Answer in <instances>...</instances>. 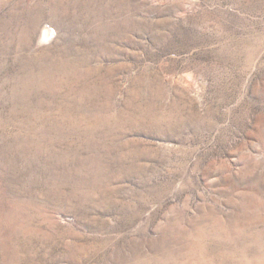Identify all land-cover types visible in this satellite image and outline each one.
<instances>
[{
  "label": "rangeland",
  "instance_id": "1",
  "mask_svg": "<svg viewBox=\"0 0 264 264\" xmlns=\"http://www.w3.org/2000/svg\"><path fill=\"white\" fill-rule=\"evenodd\" d=\"M0 264H264V0H0Z\"/></svg>",
  "mask_w": 264,
  "mask_h": 264
},
{
  "label": "bare ground",
  "instance_id": "2",
  "mask_svg": "<svg viewBox=\"0 0 264 264\" xmlns=\"http://www.w3.org/2000/svg\"><path fill=\"white\" fill-rule=\"evenodd\" d=\"M12 215V214H11Z\"/></svg>",
  "mask_w": 264,
  "mask_h": 264
}]
</instances>
